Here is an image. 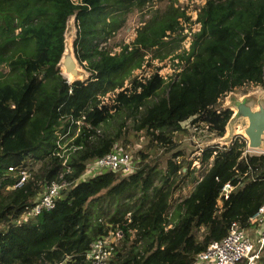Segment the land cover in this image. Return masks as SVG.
<instances>
[{
    "label": "trees",
    "instance_id": "trees-1",
    "mask_svg": "<svg viewBox=\"0 0 264 264\" xmlns=\"http://www.w3.org/2000/svg\"><path fill=\"white\" fill-rule=\"evenodd\" d=\"M156 1L0 0V264H88L92 243L111 232L120 234L111 264H195L233 222L248 227L264 202V154H244L239 137L204 148L205 171L182 198L176 194L196 171L180 161L185 153H173L161 170L147 162L187 132L184 121L224 137L233 111L219 108L220 99L249 84L264 87V0H205L176 77L167 82L156 69L127 86L147 51L164 48L181 19H190L170 3L143 21L131 45L117 53L104 45L125 25L128 8L143 11ZM72 16L74 53L90 75L70 83L59 64ZM118 115L125 118L112 131ZM71 118L83 119L81 133L59 147ZM128 120L148 142L149 152L135 156L139 169L79 182L88 162L123 140ZM22 170L28 177L18 185ZM62 175L71 186L55 208L18 225L26 206ZM226 183L233 189L220 203Z\"/></svg>",
    "mask_w": 264,
    "mask_h": 264
},
{
    "label": "rangeland",
    "instance_id": "rangeland-1",
    "mask_svg": "<svg viewBox=\"0 0 264 264\" xmlns=\"http://www.w3.org/2000/svg\"><path fill=\"white\" fill-rule=\"evenodd\" d=\"M174 4L176 7H182L186 11V14L190 17V19L182 18L181 26L182 30L179 33H175L172 36L167 38L168 45L161 49H154L148 50L145 56V61L143 67L141 69L135 70L133 76H131L127 81L126 85L131 86L132 79L136 76L141 78V76H146L148 73L155 71L156 69L159 70L160 74L168 81L172 78H175L177 73H179L182 69V61L181 58H178V55H182L184 51L190 50L191 43L193 41V34L199 30V25L195 22V17L198 15L201 7L205 4V0H157L153 7L147 6L144 8L143 11L138 10L135 6H131L126 11L125 15V25L113 33L110 37L111 39L108 40L104 45H106L110 50L114 53L120 52L126 45H131L134 39L137 36V30L139 27L143 25V21L148 20L150 16L158 10H163L164 7L168 4ZM76 20L75 16H72L68 20V31H67V51L65 54L71 53L75 60L77 61V65L79 67V76L74 77L72 81L67 78L63 72V55L59 67L63 76L67 79L68 82H73L75 80H85L89 77V71L81 65L76 58L74 53V41L77 35V26L75 25L74 21ZM188 34H192V36ZM155 54H163L166 55L163 59L161 58H153ZM5 73L10 72L9 68L3 70ZM245 95H250L255 99L262 97L264 98V87L257 86L254 84L246 85L243 88L237 89L236 91L230 92L223 96L219 102V108L222 109H230V98L231 96L236 97H243ZM108 99V97H107ZM234 111V110H233ZM125 116L118 115L114 120H112L109 124V129L112 131H116L120 126V123L124 120ZM191 121L185 123V129L187 132H181L178 134V139L175 141V145L172 148L163 149L160 148L158 152H154L151 156H148L147 162L150 163L151 166H156L159 170L164 169L166 166L167 159L175 152L183 151L185 153L184 156H181L179 159L180 161L185 160L186 163L191 162V169L193 170L195 167L194 165V158L196 157V152L198 150L199 145L202 147H207L208 144L210 145L211 141H213L210 137L206 135L203 131L196 132L192 126L190 125ZM104 130V129H103ZM124 138L128 137L129 142L127 145L130 147V151L139 158L138 152L141 149L146 150L147 143L146 137L144 132H136L133 130L132 120H128L127 125L124 127ZM243 136V131L240 126L235 128V135ZM226 137L224 142L230 138V131L226 128ZM124 138L121 141H118L119 146H123ZM168 148V147H167ZM129 149V148H128ZM147 152H149V148L147 147ZM193 163V164H192ZM37 168V166L35 167ZM205 171V168L199 167L196 168V171L189 177V180L184 183L182 189L178 191L176 194L177 198H182L191 193L194 188L196 179L199 178Z\"/></svg>",
    "mask_w": 264,
    "mask_h": 264
},
{
    "label": "built area",
    "instance_id": "built-area-1",
    "mask_svg": "<svg viewBox=\"0 0 264 264\" xmlns=\"http://www.w3.org/2000/svg\"><path fill=\"white\" fill-rule=\"evenodd\" d=\"M197 17L198 15L194 20H196ZM68 23L69 22H67L64 34L65 52L67 51L66 46ZM197 25L200 26L198 23ZM189 35L192 36V34H188L187 37H189ZM147 75H149V73ZM71 119L72 120L68 130L60 134L59 140L57 142L59 147H61V145L64 143L63 141H66L65 145H67L81 133L82 126L84 125L83 119ZM186 122L189 121L182 122L183 128H185ZM190 125L196 132L203 131L210 137L214 136L211 138L213 141H211L210 145L218 144L220 146H229L239 137L246 143L244 154H264V148L258 150L250 149L248 147V139L244 134L243 136L239 134L235 135L234 139L223 143L219 137H215L214 132L209 129V125H205L204 127L192 123ZM71 147L73 149L76 148L74 145H71ZM204 148L205 147H202V145H199L198 147L196 157L193 160V166L195 168L201 167L199 157H201ZM66 162L67 159H64L63 163L66 164ZM139 162L140 161L131 151L126 150L123 146H119L117 143L113 150H111L109 153L88 162L85 172L78 180L79 182L87 181L91 177L100 175L107 171H113L117 173L120 172L121 175L127 176L139 169ZM21 174L22 177L18 185H22L26 180V177H28V172L26 170H22ZM70 186L71 183L67 182L63 175L59 181L53 182L46 186L36 201L32 205L26 206L25 212L21 215L20 219H18L17 224L22 225L32 217L39 216L44 211H50L54 209L58 199ZM232 189L233 187L230 183H226L224 185L219 199L220 203H222L223 199L229 198V194ZM258 223L264 224V202L260 206L257 213L250 219L249 226ZM119 237V233L114 234L111 232L108 235L102 236L95 240L91 245V249L87 252L88 264H111L110 260L114 246L113 244L118 241ZM263 253L264 231H262L256 238H253L247 227H242L238 222H233L229 233L221 240L213 241L204 251H202L198 255L195 264H259Z\"/></svg>",
    "mask_w": 264,
    "mask_h": 264
},
{
    "label": "water",
    "instance_id": "water-1",
    "mask_svg": "<svg viewBox=\"0 0 264 264\" xmlns=\"http://www.w3.org/2000/svg\"><path fill=\"white\" fill-rule=\"evenodd\" d=\"M63 65L66 66L68 73L74 77L79 76V67L74 56L65 54ZM230 104L233 115L231 116L227 128L230 131V138L234 139L235 128L240 126L243 134L248 139L250 149L264 148V98L255 99L250 95L243 97L231 96Z\"/></svg>",
    "mask_w": 264,
    "mask_h": 264
},
{
    "label": "crops",
    "instance_id": "crops-1",
    "mask_svg": "<svg viewBox=\"0 0 264 264\" xmlns=\"http://www.w3.org/2000/svg\"><path fill=\"white\" fill-rule=\"evenodd\" d=\"M182 21V19H181ZM111 38H109L108 40H110ZM106 46V45H105ZM114 53V52H113ZM230 109L232 110V107H230ZM226 137H222L220 138V140H224ZM228 140L224 141L223 143L227 142ZM222 142V141H221ZM248 228V231L251 233V235L253 236V238H256L258 235H260V233L262 231H264V224L262 223H258V224H255V225H251Z\"/></svg>",
    "mask_w": 264,
    "mask_h": 264
},
{
    "label": "bare ground",
    "instance_id": "bare-ground-1",
    "mask_svg": "<svg viewBox=\"0 0 264 264\" xmlns=\"http://www.w3.org/2000/svg\"><path fill=\"white\" fill-rule=\"evenodd\" d=\"M62 69H63V72H64L65 76H66L67 78H69L70 81H72V80L74 79V76H73L71 73H68V72H67V70H66V66H63Z\"/></svg>",
    "mask_w": 264,
    "mask_h": 264
},
{
    "label": "clouds",
    "instance_id": "clouds-1",
    "mask_svg": "<svg viewBox=\"0 0 264 264\" xmlns=\"http://www.w3.org/2000/svg\"><path fill=\"white\" fill-rule=\"evenodd\" d=\"M71 83V82H70Z\"/></svg>",
    "mask_w": 264,
    "mask_h": 264
}]
</instances>
